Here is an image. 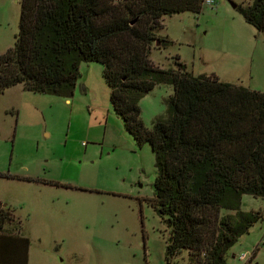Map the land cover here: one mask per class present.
<instances>
[{"label": "rangeland", "instance_id": "374dc122", "mask_svg": "<svg viewBox=\"0 0 264 264\" xmlns=\"http://www.w3.org/2000/svg\"><path fill=\"white\" fill-rule=\"evenodd\" d=\"M214 1L200 14L165 16L157 34L171 43L154 45L152 61L177 69L180 57L194 76L264 92V32L234 6L253 0ZM21 9L22 0H0V56L15 45ZM174 92L162 84L142 98L148 129ZM156 178L152 146L139 144L115 112L103 64L82 63L70 99L23 84L0 94V201L16 216L6 230L18 223L30 241L29 264H169L171 229L155 203ZM241 209L263 219L227 264H264V198L245 194ZM170 264H190L189 252Z\"/></svg>", "mask_w": 264, "mask_h": 264}, {"label": "trees", "instance_id": "16d2710c", "mask_svg": "<svg viewBox=\"0 0 264 264\" xmlns=\"http://www.w3.org/2000/svg\"><path fill=\"white\" fill-rule=\"evenodd\" d=\"M205 0H22L15 45L0 56V94L74 96L84 62L104 66L115 112L156 157L155 203L171 234L168 262L184 250L190 264H227L229 251L263 219L243 211L245 194L264 198V92L194 76L176 59L164 69L152 49L165 16L200 14ZM235 8L264 32V0ZM175 89L167 112L148 129L140 102L157 85ZM233 212V213H232ZM0 201V264H29L30 241ZM252 261V259H251Z\"/></svg>", "mask_w": 264, "mask_h": 264}, {"label": "built area", "instance_id": "2783aa9c", "mask_svg": "<svg viewBox=\"0 0 264 264\" xmlns=\"http://www.w3.org/2000/svg\"><path fill=\"white\" fill-rule=\"evenodd\" d=\"M205 3L213 6L215 4V1L214 0H205ZM248 255L247 254H243L240 256L241 259L245 260L247 259Z\"/></svg>", "mask_w": 264, "mask_h": 264}, {"label": "water", "instance_id": "95a60500", "mask_svg": "<svg viewBox=\"0 0 264 264\" xmlns=\"http://www.w3.org/2000/svg\"><path fill=\"white\" fill-rule=\"evenodd\" d=\"M234 6H236V4H234Z\"/></svg>", "mask_w": 264, "mask_h": 264}, {"label": "crops", "instance_id": "0c3cea01", "mask_svg": "<svg viewBox=\"0 0 264 264\" xmlns=\"http://www.w3.org/2000/svg\"><path fill=\"white\" fill-rule=\"evenodd\" d=\"M70 100H68V102H69Z\"/></svg>", "mask_w": 264, "mask_h": 264}]
</instances>
